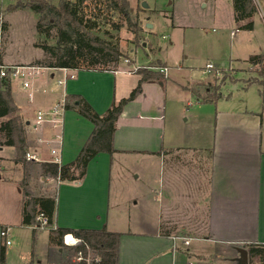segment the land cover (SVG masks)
Returning a JSON list of instances; mask_svg holds the SVG:
<instances>
[{
	"label": "crops",
	"instance_id": "1",
	"mask_svg": "<svg viewBox=\"0 0 264 264\" xmlns=\"http://www.w3.org/2000/svg\"><path fill=\"white\" fill-rule=\"evenodd\" d=\"M138 68L51 69L42 77V90L15 94L11 88L27 152L41 159L27 164V190L55 200L53 229L120 234L118 264H207L213 258L237 263V247L264 245L262 108L231 106L230 96L205 103L190 90L197 83H175L178 87L168 89L166 83L146 82L118 118L114 153L93 158L77 183L43 175L41 164L54 159L51 149H59L61 164L73 162L94 126L64 110L58 131L47 123L37 125L38 112L50 111L66 95H80L102 115L137 87ZM39 71L44 74L45 69ZM8 120L1 118L0 123ZM57 133L63 136L61 146L53 141ZM16 158L15 147L0 146V182L11 185L12 192L0 188V208L5 198L10 205V217L0 218V232L8 229L10 239L20 244L11 248L13 242L5 246L0 238L5 264H29L34 258V264H65L69 248L51 245L48 229L22 224L26 173ZM34 167L45 186L41 193L33 188ZM50 187L55 188L53 195L47 192ZM132 208L139 212L132 213ZM132 218L139 224L134 230L129 227Z\"/></svg>",
	"mask_w": 264,
	"mask_h": 264
},
{
	"label": "rangeland",
	"instance_id": "2",
	"mask_svg": "<svg viewBox=\"0 0 264 264\" xmlns=\"http://www.w3.org/2000/svg\"><path fill=\"white\" fill-rule=\"evenodd\" d=\"M232 1L128 0L132 18L139 22L142 29L138 39L122 26L124 20L118 13L107 12L105 7L98 6L96 11L100 15L97 21L99 28L94 32L118 47L123 58L118 64H102L93 68L114 70L120 66L128 68L129 64L134 63L136 67L163 72L166 67L160 65L166 66L163 63L165 62L168 65L166 78L160 83H166L168 89L178 87L175 83L179 85L210 83L214 87L222 83L220 92L224 97L230 96L231 106L248 104L250 108L260 110L263 106L258 95V86L254 84L247 89L246 84L256 77L255 69H252L248 63L249 57L264 54V19L257 10L252 18L254 29L252 31L241 29L234 19ZM14 4L13 0H0V65H14L19 68L17 75H10L11 88L15 94H25L34 88L42 90L40 89L43 86L42 77L51 73V69L45 68L44 74H40V71L36 73L35 70L34 74H27L24 77L20 75L29 72L24 69L27 68L25 66L37 65L47 59L39 45H56V32L52 31L48 38L40 36L36 29L38 16L27 8L10 9ZM95 4L96 0H87L84 3L83 8L87 18L94 13ZM260 5L264 13V0H260ZM148 24L152 25V28H148ZM209 63L215 67L214 70L206 69ZM24 82L28 83V88L23 87ZM56 86L58 87V84ZM201 88L204 90V87ZM34 168L33 188L41 193V187L44 185L37 175V167ZM4 183L0 182V188L3 186L11 192L9 188L11 185ZM47 192L53 195L55 188L50 187ZM9 206V199L5 198L0 208V218L7 220L10 217ZM134 211L139 212V209L132 208V213ZM134 226L139 224L132 218L129 227L134 230ZM10 241L13 242L11 248H20L18 241L13 239ZM21 245L23 247L24 242ZM66 254L73 261V253L70 251ZM92 258L93 255L90 254V262ZM33 261L36 259L34 258ZM216 263L230 264L221 259L216 261L214 258L207 264ZM247 264H264V262L259 258L249 257Z\"/></svg>",
	"mask_w": 264,
	"mask_h": 264
},
{
	"label": "trees",
	"instance_id": "3",
	"mask_svg": "<svg viewBox=\"0 0 264 264\" xmlns=\"http://www.w3.org/2000/svg\"><path fill=\"white\" fill-rule=\"evenodd\" d=\"M15 4L10 9H29L38 16L37 32L41 36L48 38L52 31L56 32V45L48 46L40 44L47 59L39 62L40 65H30L47 69H65L70 71L80 70H98L97 65L118 64L123 58L118 47L109 43L105 39L95 34L94 30L99 28L100 15L97 14L98 6L105 7L107 12H116L124 20L122 26H125L137 39L141 32L139 22L133 20L128 0H96L93 8L94 13L86 17L83 5L87 0H13ZM93 1V0H92ZM234 19L241 29L252 31L254 29L253 16L257 8L252 0H233ZM245 23V24H243ZM121 26V25H120ZM121 28V27H119ZM117 28V29H119ZM99 31V30H98ZM129 60V59H128ZM252 69H255L256 77L248 81L246 87L257 85L264 112V54L251 55L248 59ZM134 64V63H133ZM129 64V65H133ZM82 65H88L83 67ZM161 67H166L162 66ZM159 67V68H161ZM115 70V69H114ZM141 79L135 89L127 98L115 102L104 113L98 114L92 106L80 95H66L63 98L62 106L65 111H74L83 118H86L94 126L93 132L88 141L80 151L77 158L68 164H57L53 162H44L41 164L43 175L58 178L61 182H79L88 171L90 161L98 154L114 153L113 137L116 132L118 118L122 114L125 106L134 101L141 93L143 83L162 82L165 79L163 72L148 70L145 67L138 68L136 71ZM225 80V79H224ZM222 83L212 86L210 83H197L190 88L193 95L201 98L205 103L216 102L223 98L220 92ZM204 90H201L202 88ZM14 98L11 94L10 79H0V119L8 117L9 120L0 123V146H13L17 150V162L23 163L25 178L21 186L23 192V213L22 224L26 226L37 227V217L43 213L48 218L49 243L59 248L67 247L75 256L82 252L87 258L89 254L93 255L90 264H118L119 243L121 235L118 233L107 232L106 229L94 230H73L65 228H52L53 216L55 212V200L45 197H34L28 190L29 170L25 154L27 142L25 132L21 124V119L17 114V107L14 104ZM36 232V231H35ZM67 235H73L79 243L74 246H66L64 238ZM35 238V236L33 237ZM34 240V239H33ZM248 255L251 258H259L264 262V245L248 244L245 245ZM6 248H0V264L6 262ZM73 256V257H74ZM29 264H34L32 260ZM65 264H73L71 260ZM86 264V263H82Z\"/></svg>",
	"mask_w": 264,
	"mask_h": 264
},
{
	"label": "built area",
	"instance_id": "4",
	"mask_svg": "<svg viewBox=\"0 0 264 264\" xmlns=\"http://www.w3.org/2000/svg\"><path fill=\"white\" fill-rule=\"evenodd\" d=\"M253 3L255 4V6L257 7V10L261 13L263 19H264V13L262 11V8H261V5H260V0H252ZM232 35H234V33H232ZM27 68H24V69H27L29 72L27 73H20V75L22 77L26 76L27 74L28 75H31V74H34L33 72L35 70L36 73H38V71L40 69H45V68H40V67H36V66H25ZM18 67L17 66H14V65H0V78H5L6 79H10V75H17L18 74ZM206 69L208 71H211V70H214L215 67L209 63L208 65H206ZM62 70H65V69H62ZM166 71L167 69H164L163 72H165L166 74ZM35 73V74H36ZM71 78H74V75H70ZM58 84H62L61 81L58 82ZM28 83L27 82H24L23 83V87L24 88H28ZM63 112H64V109H63V106H62V102L60 104H56V106H54L50 111L48 112H45V111H39L38 114H37V125H40V124H44V123H47L48 125H50L53 129H58V131L62 129V115H63ZM58 146H61L62 143H63V136H62V133H57L54 137V140H53ZM50 153L52 155V157H54L53 160H51L50 162H53V163H57V164H60V161L58 159L59 157V149H51L50 150ZM25 160L26 162H40L41 159L40 157L38 156V154L36 153H30V152H27L25 154ZM37 221H38V225L37 227H40V229H47L48 228V218L43 214V213H39L38 214V217H37ZM0 238L3 239L5 241V246H9L11 244V241L8 239L9 238V230L8 229H3L1 230L0 232ZM71 241H77V244L79 243L80 240L76 239V238H71ZM71 241L68 239L65 238L64 240V243L66 246H74L71 244ZM185 245H188L190 244L188 241H185L184 242ZM75 244V245H77ZM90 255V254H89ZM89 255L86 257H84L83 253L82 252H78L76 253V255L73 257V264H82V263H86V264H90V260H89Z\"/></svg>",
	"mask_w": 264,
	"mask_h": 264
},
{
	"label": "water",
	"instance_id": "5",
	"mask_svg": "<svg viewBox=\"0 0 264 264\" xmlns=\"http://www.w3.org/2000/svg\"><path fill=\"white\" fill-rule=\"evenodd\" d=\"M145 7H146V5L144 4V8ZM147 27L152 28V25L148 24ZM71 244L75 245V244H77V241H71ZM236 250L239 254V257L237 259H235V262H238L237 264H247L248 259H249L247 249L245 247H237Z\"/></svg>",
	"mask_w": 264,
	"mask_h": 264
}]
</instances>
